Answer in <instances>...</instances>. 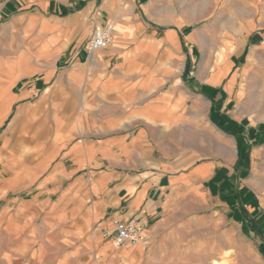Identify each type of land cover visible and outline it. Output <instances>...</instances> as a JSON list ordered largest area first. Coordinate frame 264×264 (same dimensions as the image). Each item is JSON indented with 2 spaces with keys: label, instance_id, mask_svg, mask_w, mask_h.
<instances>
[{
  "label": "crops",
  "instance_id": "0c3cea01",
  "mask_svg": "<svg viewBox=\"0 0 264 264\" xmlns=\"http://www.w3.org/2000/svg\"><path fill=\"white\" fill-rule=\"evenodd\" d=\"M227 1L175 10L151 0H0V142L26 141L21 157L37 160L17 161L23 184L4 187L3 196L34 193L0 208L5 264H87L88 244L97 264H139L138 245L188 199L239 215L241 236L264 264V120L216 121L215 105L235 86L234 78L223 85L229 50L200 75L184 53L189 42H223L224 51L229 42H264L261 0L219 7ZM107 24L112 43L88 54L94 30ZM13 117L14 130L1 134ZM246 151L254 188L241 179L246 167L236 168L239 186L232 178ZM244 219L254 232L242 230ZM116 220L142 228L123 254L111 235ZM90 224L99 231L89 235Z\"/></svg>",
  "mask_w": 264,
  "mask_h": 264
},
{
  "label": "rangeland",
  "instance_id": "374dc122",
  "mask_svg": "<svg viewBox=\"0 0 264 264\" xmlns=\"http://www.w3.org/2000/svg\"><path fill=\"white\" fill-rule=\"evenodd\" d=\"M184 1L197 4L202 0H151L153 4L157 5L166 2L168 7L175 10H182L184 4L182 2ZM229 1L219 4V7L235 5ZM144 2L146 3H143V6L147 5V0H144ZM253 2L255 5H258L260 0H253ZM126 5H128L127 2ZM260 5H264V0H261ZM219 16L221 17V15H217L216 17ZM204 20L207 19L205 18ZM111 25L113 26V24ZM229 43L230 49L226 48V51H224L223 42H195L194 45H192V42H189L186 43L184 53L194 56V70L196 71V75H200L203 70L210 71L216 68V53L221 52L223 56V52L227 53L229 50L227 58L228 68L230 64L231 67L229 74L223 80V85L228 79L234 78L235 86L230 95L222 98L215 105L216 121L220 122V116H222V119L226 116L242 123L245 122L246 126L248 124L249 126H255L258 121L264 120V57L262 56L264 53V42ZM37 115L36 119L39 118ZM30 118H32L31 115ZM15 126V117H13L4 127L1 134L8 130L13 131ZM27 130L28 132L32 131L33 127L29 125ZM9 135L11 133H8ZM252 139L254 140L255 138ZM253 143L255 142L253 141ZM250 145L252 146L249 143ZM25 149L26 141L20 140L18 143L0 142V208L5 205L8 199L26 198L34 195L33 190L29 188L25 189V191H13L7 196H3L6 185L23 184L21 174L17 173L20 167L17 161H23L29 166L37 163V160L34 158L21 157L23 154H26L23 151ZM248 151L240 155L232 178L235 179V176L238 174L236 184L238 183L237 186H239L240 177L236 168L246 167L247 171L241 179L254 188L255 160ZM234 156H236L235 152L228 157V160H231L229 162L235 161L233 159ZM16 163L18 164L16 165ZM92 200L93 198L89 196V204ZM218 210L221 211V214H214L211 206L208 207L203 201L192 199L184 200L180 206L173 207L168 214L170 222L167 228L161 233L159 232L157 237L147 239L146 242L138 245L141 249L139 264H258L257 258L253 254L256 248L255 244L251 243L250 238L245 239L241 236L239 223L242 220L239 215L226 214L221 208ZM243 211L246 210L244 209ZM243 211H241V217H244L245 213ZM217 216L226 218L230 222L226 223L223 220L221 222V219ZM246 225L244 219L242 225L244 232H254L252 226L249 225L247 227ZM97 227V224L88 225L89 235L99 231ZM111 231L113 232V230ZM111 235L113 236V234ZM1 242L0 235V264H5L6 260ZM88 246L89 253L86 263L97 264L101 262L97 258L93 244H88ZM115 251L123 254L122 247L117 248ZM21 259L27 263L31 261L30 256ZM122 261L125 262L127 260L122 259Z\"/></svg>",
  "mask_w": 264,
  "mask_h": 264
},
{
  "label": "built area",
  "instance_id": "2783aa9c",
  "mask_svg": "<svg viewBox=\"0 0 264 264\" xmlns=\"http://www.w3.org/2000/svg\"><path fill=\"white\" fill-rule=\"evenodd\" d=\"M113 26L107 24L104 27L96 28L88 40L85 50L88 54L107 48L112 43ZM142 228L137 220H116L112 239L115 246H122L125 243H135L143 238L141 234Z\"/></svg>",
  "mask_w": 264,
  "mask_h": 264
},
{
  "label": "bare ground",
  "instance_id": "6f19581e",
  "mask_svg": "<svg viewBox=\"0 0 264 264\" xmlns=\"http://www.w3.org/2000/svg\"><path fill=\"white\" fill-rule=\"evenodd\" d=\"M202 7V6H201ZM223 67V66H222Z\"/></svg>",
  "mask_w": 264,
  "mask_h": 264
}]
</instances>
